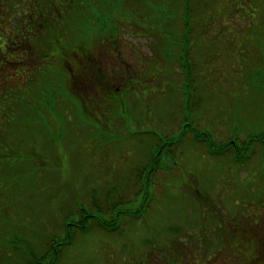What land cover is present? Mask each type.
Instances as JSON below:
<instances>
[{
	"label": "rangeland",
	"instance_id": "374dc122",
	"mask_svg": "<svg viewBox=\"0 0 264 264\" xmlns=\"http://www.w3.org/2000/svg\"><path fill=\"white\" fill-rule=\"evenodd\" d=\"M208 1L209 8L207 0H192V8L200 5L205 12L192 15L195 23L186 34L166 0H130L115 9L106 5V23L113 30L85 22L80 33L62 37L58 28L50 50L40 32L24 28L19 37L32 47L26 57L31 66L4 64L0 57V163L13 166L30 153L26 176L16 174L17 188L0 166V262L9 250L6 239L1 243L10 237L4 218L13 225L8 231L23 227L26 237L31 227L44 238L47 232L61 233L64 219L79 220L81 215H65L66 205L84 210L94 196L109 193L103 197L108 203L106 198L129 191L130 201L113 211L114 216L121 212L120 222L110 224L115 229H90V218L81 221L85 231H74L58 264L247 263L243 255L253 249V233L264 236V202L255 198L264 195V182L252 175L260 169L257 160L253 156L240 165L215 158L206 153L205 142L192 140L189 130L194 120L222 140L229 135L227 125L241 139L248 136L247 125L254 127L261 117L264 126V0ZM13 14L15 20L18 13ZM9 29L0 24V50ZM181 45L186 47L183 59ZM116 46L121 54L107 65L105 49ZM89 57L98 65L103 61L102 72L119 93L130 92L117 111L88 104L83 85L77 88L62 77L60 64L74 67ZM132 74L137 75L123 85ZM57 88L55 107L61 111L49 118L58 125L66 124L65 118L69 139L64 141L48 123H35V115L45 113L46 93ZM15 142H24V149ZM144 165L151 171L136 185V172ZM9 171L15 174L17 167ZM87 213L103 221L110 215ZM222 226L226 244L220 245ZM231 231L238 238H231Z\"/></svg>",
	"mask_w": 264,
	"mask_h": 264
},
{
	"label": "trees",
	"instance_id": "16d2710c",
	"mask_svg": "<svg viewBox=\"0 0 264 264\" xmlns=\"http://www.w3.org/2000/svg\"><path fill=\"white\" fill-rule=\"evenodd\" d=\"M59 1L60 4L58 6L57 4L56 5L54 4V0H0V13L2 14L0 16V24L3 25L8 24L10 27V29L8 30L10 32H7L9 37L5 38L4 45L1 47L0 50V57L3 59L4 64H8L6 63V61L8 60L16 63L19 62L20 65H24V64H26L27 66L30 65V63H27L26 57L29 55L28 54L30 52L29 50L32 47H30L25 42V40L24 42L21 41L19 37L21 31L24 30V28L26 27L27 29H32V30L34 29L33 33L40 32L41 34L39 35L45 38L46 49L50 50L52 49L51 37L58 28L59 30L62 31L61 33L62 37L63 35H66L64 34V32H68L69 34H74V35L76 33H80L81 32L80 26H83L85 22L88 23V25H90L91 27L98 28L100 25H106L107 29L113 30L114 25L111 22L108 25L106 23V5L109 9H113V8L115 9L116 7L123 5L126 2H130V0H59ZM166 1L174 9L173 12H175L178 15V17L176 18L178 20L176 22V26L177 27L180 26V29L183 30L184 32L185 31L191 32L192 26L195 23V21H190V19L193 20L194 18L192 16L193 14H195L196 16H200L202 10L205 12V8H201L200 5L198 7L193 6L192 8V0H166ZM134 2L146 3L145 0H134ZM179 4L180 7L176 9V6ZM188 6H190V10ZM206 7L207 8L210 7L208 0ZM112 11L110 10V12ZM13 12L18 13L15 20H13L14 19ZM181 16H184V20L182 21L180 19ZM11 27H16V28L11 29ZM137 31L139 30H135L133 33H136ZM139 32H145V30H141ZM139 32L137 34H140ZM111 35L115 36L114 34ZM139 36L142 35L140 34ZM70 42L73 43V40H71ZM180 47L182 49L180 50L181 53L184 52V55L182 57L183 59L186 55V47L183 45H181ZM115 48L119 49L120 47L116 46ZM154 48L156 49V53L158 52V55H160L159 51L156 48V45ZM2 51H4L5 53L2 54L1 53ZM160 56L163 62V55L161 54ZM60 66H61L60 72L62 77H64L65 80L67 77L69 82H71L72 84H76L77 87H79L78 85L80 84L73 79L74 73L72 71V67L66 64L64 65L60 64ZM102 73L103 72L100 71L99 73L96 72L95 74L102 75ZM126 83L127 82H123L122 84L126 86ZM99 86H102V84H99ZM117 88L118 87L116 88L113 87V85H111L110 83H106V100L100 103V106H102L105 112L107 107L109 108L110 111H117L116 109L119 108V104L120 105L123 104L119 96L120 88L119 91L116 90ZM59 90L60 89L57 88L56 90H51V92L46 93L47 95H49V97L47 98V105L44 107L45 113L39 112L38 114H36L35 123L38 125H40V123H48V125L51 127L52 130L56 129L58 131L57 137L63 138L60 139L59 141L61 140L64 141L69 139L67 138V133L69 132V130L66 127L67 122L66 120H64L65 118L63 117V122H65L66 124H62V125L56 124L57 122H55V120L53 121V119L49 118L50 115L54 116L57 113V111L58 112L61 111L60 109H56L55 107L57 106L58 108L59 106V103L57 102V96H58L57 92H59ZM70 92L72 94L77 95L76 93H73L71 90ZM125 92H127V95L130 93L128 91ZM127 95L121 94V96H123L124 98H126ZM194 101L195 99L193 98V104ZM195 104L193 106H196ZM131 105L135 106V103L134 104L132 103ZM57 118L58 117H56V119ZM261 119L262 117L258 121V124H255L254 127H249V125H247L245 132L248 136L246 138H241V139L236 137V134L231 133L230 131L231 129L228 130L227 125H226V129L227 131H229V135L222 140H217L215 132L212 131L211 129L206 128L205 131L204 129L198 127L199 122L195 123L194 120H192V122L195 124L193 125V123H190L189 131L191 133L192 140L198 142H205L206 147L208 148V151L206 153H208L209 155L215 158L226 157L231 159L232 161L237 162L240 165H243V164H247L248 160L250 159L252 160L254 156V158H256L255 160H257L256 164L257 166L259 165L260 169L254 170L255 172H252V175L256 179L259 178L264 182V126H261ZM56 125L58 127H56ZM254 129H256L259 132L254 134L253 132H249L250 130H254ZM185 134L183 132L184 136ZM13 146L15 147L18 146L20 150H23L24 142L23 143L15 142ZM25 154H28L27 159L23 160L22 162L15 161V163H13V166H11L12 164H9L8 161L6 160H4L5 162L0 163V166L4 168L6 179L11 181L14 188L18 187L17 183L15 182V179L17 177L16 174L24 172V175L26 176L25 172L30 167V162H28V160H30L29 157L30 153H25ZM40 154L41 153L38 152L37 156L39 157ZM53 156L54 158H57L55 154H53ZM259 160H262L263 164ZM152 161L154 163H158L157 158L156 159L153 158ZM16 167H17V171L15 172V174L12 171H9V168L15 170ZM146 171L150 172L151 170L149 171L147 165L146 166L144 165L142 170L136 172L134 178L136 185L139 182L141 183L142 176ZM141 190L142 187L140 191ZM140 191H136V195H138ZM128 193L129 191H127V193L125 191L124 194L108 197L106 198L109 200L108 203L103 202V197H106V195H108L109 193H104L103 195L98 197L94 196L92 197V200H90L89 204L85 205L86 207L84 210L75 209L76 208L75 206L72 207L71 205H66L64 209L65 215L73 216V217L75 215H81L79 217V220L73 224V223H68L64 219L61 222V226H62L61 233L54 235L52 233L49 234L47 232L48 236H45L44 238L39 237V234L37 232H34L31 229V227H29V229L31 230L32 233H30L26 237L24 236L23 233L25 232L23 227H15L13 231L10 230L12 231L10 233V231H8L7 228L11 224H8L4 218L2 220L4 222V229H6L10 237L2 238L1 243L4 245V239H6L7 241L6 246L9 248V250L7 256H5V258L0 262V264H58V262L61 259V255L64 248L71 245L73 242L74 231L78 229L85 231L84 229L85 224L82 223H84L83 221L87 220V218H90L92 220L90 229L93 228V229L105 230V231H112L115 229L114 226L110 224L115 220H118V222H120L121 219H119V214H121V212H118V215L114 216L113 211L115 207L119 205V203L123 201H124L123 203L130 201V199L126 197ZM255 198L256 199L259 198L258 201L259 203L264 202V195H258L255 196ZM145 205L146 204L143 203V207ZM91 210H96L99 211V213H103L105 215L110 214V215L106 218V221H103L101 220V218L95 217L93 214L87 213ZM127 213L130 214L129 212ZM125 214L126 213H124V215ZM108 220L110 223L108 222ZM220 234L223 237V240L221 241L220 245H222V243L226 244V238H225L226 233L224 226H222ZM253 235H255L256 240L251 239V243L254 242L256 250H258L257 256L259 254L258 257L264 260V236L256 232H254ZM230 236L231 238L233 237L238 238V234H235L234 231L230 232ZM236 240L238 241L240 239H236ZM36 241H39V243L41 244L37 245ZM42 242H44V245L42 244ZM237 243L239 245L241 244L240 247H242L243 245L242 243L240 242ZM234 244L236 246V241ZM12 256L15 259V263L12 262L14 260L11 259L13 258ZM243 256L249 258V255L247 256L243 255ZM210 258L213 259L215 257L211 256ZM210 258L207 259V262L209 261ZM248 262L249 261L247 260L246 264H248Z\"/></svg>",
	"mask_w": 264,
	"mask_h": 264
},
{
	"label": "flooded vegetation",
	"instance_id": "af4514ba",
	"mask_svg": "<svg viewBox=\"0 0 264 264\" xmlns=\"http://www.w3.org/2000/svg\"><path fill=\"white\" fill-rule=\"evenodd\" d=\"M114 49L115 50L105 49L107 54L106 62L109 59L107 65L113 60L118 59V57H116L115 55L119 56V54H121L120 48L116 49L114 47ZM109 54H111L112 56H110ZM90 59L92 58L89 57V60L85 62L80 60L76 61V64L74 65V67H72V71L74 73L73 79L79 84L83 85V87L81 88L83 89L84 97L88 96L89 98L86 99L88 101V104H95L96 106H100V103L106 100V83H109L110 81L108 79V76L104 72L102 73V75L95 74L96 72H102L103 67L106 66L103 61L98 65L96 62H94L95 60ZM133 76H136V74L124 77L123 82H127ZM99 84H102V86H99ZM78 86L80 87V85ZM116 90L119 91V88H117ZM121 94L122 93H119V96L121 101L123 102L124 97L121 96ZM78 97L81 98L80 95ZM80 104L83 109H86V105L84 106L82 104V100H80ZM252 239L256 240V237ZM252 245L253 249L249 254V258H247V260L249 261L248 264H264V260L257 256L258 250H256L254 242L252 243Z\"/></svg>",
	"mask_w": 264,
	"mask_h": 264
}]
</instances>
